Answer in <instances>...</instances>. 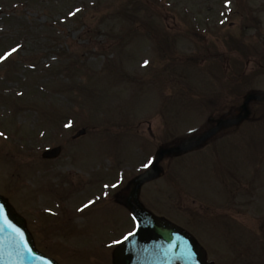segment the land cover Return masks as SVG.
<instances>
[{
  "label": "rangeland",
  "instance_id": "obj_1",
  "mask_svg": "<svg viewBox=\"0 0 264 264\" xmlns=\"http://www.w3.org/2000/svg\"><path fill=\"white\" fill-rule=\"evenodd\" d=\"M262 55L264 0H0V194L60 264H112L135 228L128 182L205 132L220 114L206 98L229 109L264 90ZM251 106L244 125L165 158L140 196L217 264H264V101Z\"/></svg>",
  "mask_w": 264,
  "mask_h": 264
},
{
  "label": "water",
  "instance_id": "obj_2",
  "mask_svg": "<svg viewBox=\"0 0 264 264\" xmlns=\"http://www.w3.org/2000/svg\"><path fill=\"white\" fill-rule=\"evenodd\" d=\"M253 98L257 96L251 94L245 99L244 117L249 114L248 103ZM242 118L240 115L230 123L239 122ZM225 123H220L218 128ZM212 133L209 132L199 140L190 141L185 145L160 150L152 170L134 181L126 205L135 213L137 229L115 250V264H209L195 238L182 228L145 210L139 202V193L144 182L160 174L159 162L165 155L190 150ZM83 134L84 129L74 137ZM60 152L61 148L57 147L46 151L44 157L56 158ZM0 264H57L37 253L32 238L24 226V220L12 211L2 196H0Z\"/></svg>",
  "mask_w": 264,
  "mask_h": 264
},
{
  "label": "snow or ice",
  "instance_id": "obj_3",
  "mask_svg": "<svg viewBox=\"0 0 264 264\" xmlns=\"http://www.w3.org/2000/svg\"><path fill=\"white\" fill-rule=\"evenodd\" d=\"M77 11H79V10H77ZM17 49H12V52H15ZM12 53L11 52H9V53H7V56H10ZM4 58H6V57H4ZM147 63V62H146ZM0 135H2V133H0ZM131 235V234H130Z\"/></svg>",
  "mask_w": 264,
  "mask_h": 264
}]
</instances>
